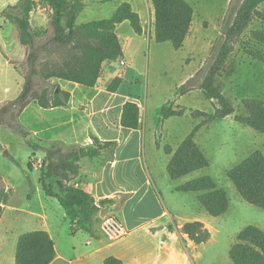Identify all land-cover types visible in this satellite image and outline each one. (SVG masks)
Masks as SVG:
<instances>
[{
	"label": "trees",
	"instance_id": "16d2710c",
	"mask_svg": "<svg viewBox=\"0 0 264 264\" xmlns=\"http://www.w3.org/2000/svg\"><path fill=\"white\" fill-rule=\"evenodd\" d=\"M85 1L21 0L2 10L0 17L16 28L19 43L26 51V58L21 66L16 67L23 76V88L16 99L0 108V127L11 129L27 139L31 134L21 124L20 117L30 104L49 109L65 107L70 102V94L53 84L52 80L97 87L103 73V64L123 56V49L115 32L117 26L128 21L136 34H144L141 17L129 3L122 4L109 19L78 25L77 19L86 7ZM151 1L155 10V40L158 43L170 42L176 50L182 49L193 24V7L186 0ZM262 4L264 0H237L234 3L207 74L204 75L203 70H200L179 88L181 96L198 89L207 99L218 102L214 114L200 111L192 114L194 117H205L204 123L225 119L235 112L232 103L216 86V79L231 54L234 43L250 23L257 16L264 21V14L258 10ZM39 5L50 11L49 28L43 30L35 29L31 23V14ZM253 35L264 44V30L255 31ZM122 83V78H115L108 91L117 92ZM244 105L248 114L237 116L236 120L264 135V102L246 99ZM161 113L163 118L168 119L183 116L185 111L182 108L175 109L173 103L169 102L162 107ZM121 124L129 129L141 128V110L137 104L129 102L124 106ZM197 129L183 140L175 152L169 146L165 148L167 154H173L168 165V173L173 180L210 165L208 157L195 140ZM116 146L115 142H101L94 138L93 147L56 143L45 149L39 183L48 197L60 202L72 229L76 227L92 233L93 223L99 212L96 200L76 186L81 175V162L99 158L103 149H114ZM29 169L33 171L32 163H29ZM227 175L247 203L264 209V155L261 152L249 155L229 170ZM178 190L198 193L199 203L212 217H220L229 210L227 192L218 188L210 176L191 180ZM7 200L8 195L0 192V220ZM110 202L107 199L101 201V204ZM182 231L195 245L205 244L211 237L208 228L199 221L187 223ZM229 256L233 264H264V231L256 226L243 229ZM55 258V243L47 231H32L19 236L15 264H51ZM104 264L124 263L118 258L109 257Z\"/></svg>",
	"mask_w": 264,
	"mask_h": 264
},
{
	"label": "rangeland",
	"instance_id": "374dc122",
	"mask_svg": "<svg viewBox=\"0 0 264 264\" xmlns=\"http://www.w3.org/2000/svg\"><path fill=\"white\" fill-rule=\"evenodd\" d=\"M5 1L9 0H0V11ZM186 1L194 9V19L182 49L176 50L170 42L152 40L151 43H140L129 38L122 39L125 50L133 58L129 60L132 72L122 86L145 105L147 147L153 141L164 146L161 158L157 160L160 167L155 173V180L175 220L179 221L177 217L189 219V215L200 207L196 193L177 189L183 184L210 176L218 188L227 192L230 206L226 214L212 217L206 211L203 212L209 220L211 237L200 248L202 255L195 256V264H233L229 252L238 234L248 226H256L264 231V209L247 203L227 175L229 170L252 153L261 152L264 155V135L236 120L237 116L248 114L244 100L259 99L264 102V44L253 35L255 31L264 30V21L257 16L250 23L234 43L216 79V86L232 103L235 112L225 119L204 123L205 117H194L192 114L196 111L214 114L218 102L207 99L200 90L189 92L182 99L179 81L187 72L188 65L194 67L195 73L203 70V74H207L213 64L230 9L237 0ZM39 8L50 19V11L41 5L36 10ZM258 10L264 14V4ZM44 15L42 19L45 22ZM31 20L37 30L49 28L48 23L40 27L41 20L37 15ZM1 42L0 108L20 94L24 79L16 67L21 66L26 58V51L21 48L18 32L13 25H8ZM169 102L173 103L175 109H184L185 114L163 118L161 109ZM149 127H154V130ZM196 128V142L205 152L210 165L173 180L166 170L168 160L165 161V148L177 147ZM45 149L30 136L25 139L11 129L0 127V192L8 195L0 220L1 264H15L19 236L37 229L45 220L55 229L61 224L65 225L80 253H86L93 247L85 245L90 238L88 233L80 231L75 236L71 235V226L69 220L64 218L66 213L62 205L57 199L46 196L42 190L39 183L42 162L38 158L44 157ZM152 162L148 156L150 167ZM29 163H32L33 170L38 171H31ZM164 165L163 173L161 168Z\"/></svg>",
	"mask_w": 264,
	"mask_h": 264
},
{
	"label": "crops",
	"instance_id": "0c3cea01",
	"mask_svg": "<svg viewBox=\"0 0 264 264\" xmlns=\"http://www.w3.org/2000/svg\"><path fill=\"white\" fill-rule=\"evenodd\" d=\"M20 1H5L0 13L9 4H17ZM85 3L86 7L77 19L78 25L109 19L122 4L129 3L141 17L144 34L142 36L136 34L128 21L119 24L115 32L119 37L123 56L116 61H107L103 64V73L97 87L90 88L54 79L53 84L70 94L69 104L49 109L30 104L21 114V124L42 149L56 143L93 147L94 138L101 142L117 143L114 149H103L99 158L85 159L81 162V175L76 186L89 193L99 207L92 233L76 227L72 229L67 214L64 216L69 220L72 236L80 231L89 234L90 238L85 245L93 246L92 249L80 253L81 250L74 238L62 224L55 229L45 220L44 224L33 231H47L54 241L56 258L51 264H104L109 257L118 258L124 264H195V258L202 255L199 250L204 244L195 245L182 229L187 223L199 221L211 232L209 220L203 213L206 210L200 204L197 211L189 215V219L177 217L179 221L175 220L165 205L155 180V173L160 167L157 160L161 158L164 146L153 141L147 147L144 103L140 98L126 92L124 86L117 92L108 91L115 78L120 77L125 81L130 71L132 72L129 61L133 60L132 54L125 50L122 39L129 38L140 43L155 41V10L152 1L86 0ZM34 15L41 20L40 27H44V23L49 24L50 19L42 13L41 8L34 10L31 17ZM42 15L46 17L45 22ZM9 24L0 19L1 41ZM121 60L127 64L121 66ZM187 68V72L179 81V86L184 85L199 72L195 73L192 65H188ZM183 97L184 95L181 96L182 99ZM129 102L137 104L141 110L140 129L125 128L121 124L123 108ZM150 129L154 130V127ZM179 145L173 147V152ZM148 156L153 161L152 167L147 163ZM172 156L173 154L165 155V161L168 160L167 173ZM38 160L42 162L43 157ZM164 168L165 165L161 168L163 173ZM196 194L198 200L199 194ZM107 199L111 202L102 205L101 201ZM109 216H117L125 226L127 235L122 239L109 241L102 234L101 226Z\"/></svg>",
	"mask_w": 264,
	"mask_h": 264
},
{
	"label": "built area",
	"instance_id": "2783aa9c",
	"mask_svg": "<svg viewBox=\"0 0 264 264\" xmlns=\"http://www.w3.org/2000/svg\"><path fill=\"white\" fill-rule=\"evenodd\" d=\"M126 64L124 60L120 61L121 66H125ZM101 231L109 241H117L127 235L125 226L117 216L106 218L101 226Z\"/></svg>",
	"mask_w": 264,
	"mask_h": 264
}]
</instances>
